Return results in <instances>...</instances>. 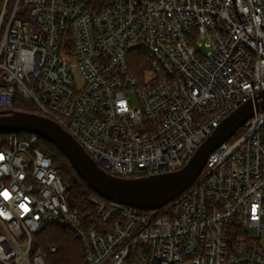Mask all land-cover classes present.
<instances>
[{"label": "built area", "instance_id": "obj_1", "mask_svg": "<svg viewBox=\"0 0 264 264\" xmlns=\"http://www.w3.org/2000/svg\"><path fill=\"white\" fill-rule=\"evenodd\" d=\"M7 2L0 110L52 120L112 176L179 170L264 90V0ZM240 128L161 208L91 198L85 215L36 134L1 132L0 264H47L56 246L35 238L50 225L83 264H264V109Z\"/></svg>", "mask_w": 264, "mask_h": 264}, {"label": "water", "instance_id": "obj_2", "mask_svg": "<svg viewBox=\"0 0 264 264\" xmlns=\"http://www.w3.org/2000/svg\"><path fill=\"white\" fill-rule=\"evenodd\" d=\"M264 109V90L226 116L179 170L140 178H119L106 173L78 142L57 123L32 113L0 115V132H28L52 143L79 177L99 196L140 209H158L176 198L200 175L208 156L229 139L255 111Z\"/></svg>", "mask_w": 264, "mask_h": 264}, {"label": "trees", "instance_id": "obj_3", "mask_svg": "<svg viewBox=\"0 0 264 264\" xmlns=\"http://www.w3.org/2000/svg\"><path fill=\"white\" fill-rule=\"evenodd\" d=\"M5 0H0V10ZM14 0H8L7 10L10 12ZM11 114L9 111H1L0 115ZM242 128L236 132L235 136L242 132ZM20 138L29 136L28 132H15ZM37 146L49 155L55 166L59 167L60 175L66 186L69 209L79 215H85L93 211L91 198L110 203L111 201L99 196L79 177L77 172L69 163L68 159L57 148L47 140L38 136ZM36 245H41L45 249L56 246V251L48 253L47 264H83V251L79 240L66 227L50 225L46 226L36 237Z\"/></svg>", "mask_w": 264, "mask_h": 264}, {"label": "rangeland", "instance_id": "obj_4", "mask_svg": "<svg viewBox=\"0 0 264 264\" xmlns=\"http://www.w3.org/2000/svg\"><path fill=\"white\" fill-rule=\"evenodd\" d=\"M199 50H200V52L202 53V54H206V52H207V48L205 47V46H201L200 48H199ZM237 131H239V129L237 130ZM15 133V132H14ZM0 134H1V132H0ZM37 237V236H36ZM36 239V238H35Z\"/></svg>", "mask_w": 264, "mask_h": 264}]
</instances>
